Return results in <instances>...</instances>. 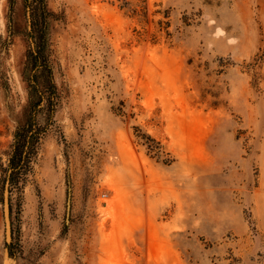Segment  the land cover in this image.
Masks as SVG:
<instances>
[{
    "label": "rangeland",
    "instance_id": "374dc122",
    "mask_svg": "<svg viewBox=\"0 0 264 264\" xmlns=\"http://www.w3.org/2000/svg\"><path fill=\"white\" fill-rule=\"evenodd\" d=\"M9 3L1 167L30 99L55 108L8 242L0 168V264H264V0H45L33 38Z\"/></svg>",
    "mask_w": 264,
    "mask_h": 264
},
{
    "label": "trees",
    "instance_id": "16d2710c",
    "mask_svg": "<svg viewBox=\"0 0 264 264\" xmlns=\"http://www.w3.org/2000/svg\"><path fill=\"white\" fill-rule=\"evenodd\" d=\"M10 6L13 5L14 0H9ZM25 9L29 12L31 29L28 31L29 36L33 38L34 30L38 29L39 22L35 16L36 10H45V0H23ZM30 52L32 60V73L30 76V84L37 89V76L36 71L45 69L48 71L49 76L51 71L46 64L43 54V47L40 42L32 44ZM2 73L0 71V78ZM3 84V83H2ZM38 90V89H37ZM48 95L46 96V92ZM47 102L46 111L47 123L40 126L36 121V115L39 111V106L42 102ZM55 108V91L54 87L48 90H40L38 92V99H30V114L26 122L16 127L13 133V140L10 145L8 158L5 167H1L5 180L9 182V191L14 184H17L20 179L26 175L31 168L30 162L36 154V144L41 135L47 130L48 125L51 124V115ZM10 200V199H9ZM10 204V202H9Z\"/></svg>",
    "mask_w": 264,
    "mask_h": 264
},
{
    "label": "water",
    "instance_id": "95a60500",
    "mask_svg": "<svg viewBox=\"0 0 264 264\" xmlns=\"http://www.w3.org/2000/svg\"><path fill=\"white\" fill-rule=\"evenodd\" d=\"M9 182L5 181L3 194H2V216L5 226V239L8 242L10 240V204H9Z\"/></svg>",
    "mask_w": 264,
    "mask_h": 264
}]
</instances>
